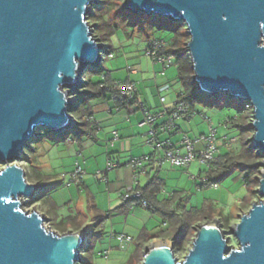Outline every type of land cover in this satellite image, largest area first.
<instances>
[{"label":"water","instance_id":"95a60500","mask_svg":"<svg viewBox=\"0 0 264 264\" xmlns=\"http://www.w3.org/2000/svg\"><path fill=\"white\" fill-rule=\"evenodd\" d=\"M98 2L0 0V264H83L91 229L60 234L42 213L23 210L21 199L44 188L15 163L40 129L58 136L75 126L69 110L104 51L88 21ZM124 8L185 24L198 92L249 102L250 147L264 156V0H126ZM258 182L260 202L232 228L238 248L214 218L196 228L182 262L162 241L145 248L143 264H264V169Z\"/></svg>","mask_w":264,"mask_h":264},{"label":"rangeland","instance_id":"374dc122","mask_svg":"<svg viewBox=\"0 0 264 264\" xmlns=\"http://www.w3.org/2000/svg\"><path fill=\"white\" fill-rule=\"evenodd\" d=\"M98 1L88 21L92 26L93 34L95 32L102 45L107 47V50L102 51L104 74L110 73L116 81L127 80L130 62L140 61L139 66L143 68H149L151 63L154 64L152 59L145 54L149 40L156 38L169 41L172 38L170 29L182 24L171 22L166 18L159 22L160 17L158 16L132 14L124 8L126 0ZM106 23L116 25L117 30L111 32L105 26ZM109 48L114 51L115 58L113 59L108 58L107 51ZM167 70L169 71L165 79L176 78L177 68L175 66ZM92 72H94V68L89 67L83 76L85 82H88L92 77L95 82L102 78L100 74L93 76ZM174 89L177 91L181 87L177 84ZM156 99L160 100V97L156 95ZM96 103L97 101L94 104ZM200 106L211 122L204 119L201 121V117L198 115L194 119V136L201 133L208 134L209 127L212 125L218 130L217 137L219 139L228 140L229 144L226 145V148L239 152L241 149L240 131L232 126L225 128L224 122L237 116L243 107V103L238 100H229V97L223 94L222 100L214 107ZM137 131L142 132L139 129ZM39 132L42 135L30 143V146L25 149V154L15 163L24 169L26 180L30 184H39L44 188L36 195L37 198H40L38 201L21 199L23 210L42 213L47 219L46 228L60 234L63 233L56 226L60 224V221L63 220L66 223L69 218L79 217V224H83L82 227L88 226L92 231V236L88 242L93 244L94 249L92 253L83 252L82 259L88 261L91 258V264H125L135 250L142 229L144 227L148 230L153 229L160 224V217L151 214L145 208L138 209L128 215L117 212L118 200L121 199L120 195L123 190H119L121 185L119 187L115 184H107V182L100 180L101 177L97 178L98 173H104L107 170L108 154L105 145L93 140L90 141L88 138H85L89 140L87 143L79 144L67 140V138L48 134L46 130L40 129ZM70 134V131H67L66 137ZM226 148H222V152ZM77 161L85 171L82 184L78 186L73 183L72 187H68ZM208 167V165L198 161L188 169L165 167L161 175L165 181L163 195L168 198L174 192H182L185 197H189V204L192 207L200 208L204 204H208L216 212L215 218L219 222L221 221L219 215L233 214L230 216L228 225L221 227L230 248L236 249L239 247V243L232 234V228L240 222L244 213L249 212L255 202H260L261 198L257 194L253 196V193L244 186V181L239 177L238 172L220 184L218 188L202 187V181L206 178ZM1 168H5V165L2 164ZM85 178L91 180L90 188H85ZM48 200L56 204V217L47 210ZM115 233L122 235L125 233L126 236H131L134 243L126 249L117 248L118 242L116 243L113 239ZM157 241L170 240L163 238L154 239L152 242ZM191 248L192 245L179 252L173 249L177 260L182 262ZM105 251H110L108 257L104 256Z\"/></svg>","mask_w":264,"mask_h":264},{"label":"trees","instance_id":"16d2710c","mask_svg":"<svg viewBox=\"0 0 264 264\" xmlns=\"http://www.w3.org/2000/svg\"><path fill=\"white\" fill-rule=\"evenodd\" d=\"M101 3V2H100ZM119 7V4H118ZM144 16V14H142ZM154 17V16H150ZM157 19V18H155ZM163 18H160L159 22H162ZM170 21V20H169ZM111 32L117 30L116 25H105ZM97 27V26H96ZM172 32V38L169 41L162 39H152L149 43L155 40L165 41L167 43L166 48L163 50V54L172 55L175 58V67L177 68L178 80L182 86V93L179 95L182 101L186 102L190 108L191 114L197 106L206 105L208 107H214L222 100V95L213 98H206L202 96L194 83V71L187 49V44L190 40V36L186 30V26L182 23L176 28L170 29ZM93 36L100 40L97 34ZM101 41V40H100ZM102 43V42H101ZM107 50V47H103ZM111 48L108 49L107 54H113ZM104 63V60H103ZM104 65L92 72V75L100 74L102 78L99 81H93L92 78L83 84V88L77 92V100L75 104L70 108V114L74 117L76 124L70 130V135L66 137V132L60 135V137L80 143L83 139L88 138L95 140L97 128L91 122L93 113L91 104L101 98L108 99L110 94L116 93L114 87L116 82L111 78V74H104ZM117 110H128L130 106H134L135 102L117 101L114 102ZM76 115L78 116L76 118ZM232 127L237 128L240 131L241 149L239 152H235L230 148L225 147V151L221 156H218L208 167L206 171V178L210 183L223 184L236 172L239 173V177L244 181L245 187L249 189L253 196L256 194V189L259 186L258 178L260 171L263 167L262 162L264 156L258 155L257 151L250 147L249 139L253 134V129L250 124L252 122V113L248 112L243 107L239 110L238 115L231 118ZM250 133V136H249ZM160 170V168H158ZM81 186V185H80ZM165 187L164 182L159 179L158 176H154L149 183L144 186H138L135 190L140 192L142 198L136 204L141 206L142 201H146L148 204V211L151 214H155L160 217L162 225L167 223V227L161 226V231L158 234L152 235L148 230L141 231L134 252L130 256L129 260L125 264H142L144 259V250L154 239L167 238L174 244L175 251H183L188 246L193 245V240L196 235V228L209 220H213L217 215L208 204H204L202 207H192L189 204V197H185L182 192H174L168 198L159 199L158 195ZM202 187H205L202 184ZM40 198L35 197V201ZM47 206L49 213H52L56 217V204L50 200ZM247 201V200H245ZM133 201L124 202L125 207L129 208L133 206ZM220 216L221 226H227L230 222V216ZM79 217L69 218L67 222L60 221V224L56 226L61 229L62 233L70 231H78L82 228L83 224H79ZM85 224V223H84ZM134 243V239L132 241ZM93 244L85 246L84 252L92 253ZM91 258L88 261L83 260V264H91Z\"/></svg>","mask_w":264,"mask_h":264},{"label":"crops","instance_id":"0c3cea01","mask_svg":"<svg viewBox=\"0 0 264 264\" xmlns=\"http://www.w3.org/2000/svg\"><path fill=\"white\" fill-rule=\"evenodd\" d=\"M139 65L140 61H136L135 63L130 62L128 65L129 77L127 80L122 82L132 81L137 84L138 99L144 103L147 110L154 114H160L164 111L167 112L174 106L183 90L178 80V76L173 79H165L167 78V73L169 70H164V67L161 63H151L149 68H143ZM111 78L116 83L121 82L114 80L112 76ZM177 84L180 85L181 89L176 91L174 87ZM172 92H174V94H172ZM156 95H158L160 98H165V102L162 104L159 99H156ZM96 101L97 103L94 104ZM96 101L91 104L93 113L91 122L97 128L95 140L93 141L105 145L107 154H110L118 165L111 174L107 175L109 180V183L107 184L111 183V185L115 184L119 187L121 185L119 190H123L121 191L120 195L121 199L118 200L119 205L117 207V212L128 215L134 211H137L138 209L142 210L143 208L138 206L126 208L124 202L122 201L123 195L130 189H136L138 186H146L154 176H158L159 179H161L165 184V181L162 179L161 175L165 167H171L168 165L156 167L149 164L145 166L143 171L139 172L135 176L133 169L129 165L131 159L133 157L151 155L154 151L147 143V133L150 131V127H138V124L145 118V113L139 109L137 104L130 106L128 110H117L115 108V104L108 99L101 98ZM198 115H200L201 121H204L203 119L206 115L202 111V106H197L191 114L190 120L185 123L190 129L189 138L193 141L198 139V137L201 135H204L201 133L200 135L195 134L194 136L193 133L194 119ZM183 124L184 122L179 120L176 123L178 128L172 129L170 131H163L162 127H157L159 138L161 140L170 139L176 148L180 149L182 153L185 152L181 145L183 133L178 131V129L182 127ZM138 129L142 132H138ZM115 132L118 133L119 140L112 143ZM89 140L91 141V139ZM89 140L83 139L80 143H87ZM201 148L202 144H196L197 150H200ZM158 168H160V170H158ZM90 181L91 180H89V178H85V188H90ZM164 189L165 188H163L158 195L159 199L167 198L166 195H163ZM160 224H158L153 229L148 230L146 227H144L142 230L146 229L149 231V233L155 235L161 231L162 222H160ZM123 235H125V233H123ZM116 247L120 248L118 243L116 244Z\"/></svg>","mask_w":264,"mask_h":264},{"label":"built area","instance_id":"2783aa9c","mask_svg":"<svg viewBox=\"0 0 264 264\" xmlns=\"http://www.w3.org/2000/svg\"><path fill=\"white\" fill-rule=\"evenodd\" d=\"M166 46L167 43L165 41L155 40L152 43H149L145 49V54L150 57L154 63H161L164 67V70L175 66V58L172 55L163 54V50L166 48ZM114 57V53L108 55L109 59H113ZM102 64L103 58L100 65L94 67V70L99 69ZM114 89L116 93L110 94L108 100L113 103L123 100L127 102H135L139 109L145 113V118L138 124V127H150V131L147 133V143L154 151L151 155L138 156L131 159L129 165L133 169L135 176L139 172L143 171L145 166L149 164L156 167L168 165L175 169H188L193 163L198 161L201 164H206L209 166L211 162H213L218 156L222 155L223 146L229 144L228 140H221L217 137L218 130L212 125L209 127L208 134L201 135L195 141L191 140L189 138L190 129L185 124L188 120H190L191 117L190 108L188 104L182 101L180 98L177 99L174 106L167 112L164 111L160 114H154L147 110L144 103L138 99L137 84L135 82L126 81L116 83ZM160 101L163 104L165 102V98H160ZM244 108L246 111L253 113L252 105L249 102L244 103ZM179 120L184 122L183 126L178 129V131L183 133L181 145L185 150L184 153H182L180 149H177L170 139L161 140L157 133V127H162L163 131H170L172 129L178 128L176 123ZM204 120L211 122L207 116L204 117ZM232 123L233 122L231 118H229L224 122V127L229 128L232 126ZM62 134L64 133H60L58 136ZM118 140V133L115 132L112 143ZM196 144H202V148L197 150ZM262 165L263 167L261 171L264 169V160ZM117 166L118 165L115 160L110 154H108L107 170L104 173H98L97 178L101 177L100 180L108 183V173L117 168ZM84 175L85 171L83 166L79 163V161H77L76 169L71 174V181L68 183V187H70L73 183L80 186L82 184ZM202 184H204L205 187H219V184L210 183L207 178L203 179ZM122 198L124 202L133 201L134 204L132 207H135L137 202L141 200L142 196L137 190L130 189L123 195ZM141 206L142 208L148 209V204L146 201H142ZM162 226L164 228L167 227V223H164ZM113 239L118 242L121 249H126V247L132 244L133 241L132 237L122 234H113ZM109 253L110 251H105L104 256L108 257Z\"/></svg>","mask_w":264,"mask_h":264},{"label":"bare ground","instance_id":"6f19581e","mask_svg":"<svg viewBox=\"0 0 264 264\" xmlns=\"http://www.w3.org/2000/svg\"><path fill=\"white\" fill-rule=\"evenodd\" d=\"M158 243H162V241H157V242H155V244H158Z\"/></svg>","mask_w":264,"mask_h":264},{"label":"clouds","instance_id":"9594fccd","mask_svg":"<svg viewBox=\"0 0 264 264\" xmlns=\"http://www.w3.org/2000/svg\"><path fill=\"white\" fill-rule=\"evenodd\" d=\"M238 251H239V249H238Z\"/></svg>","mask_w":264,"mask_h":264}]
</instances>
